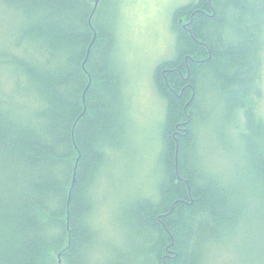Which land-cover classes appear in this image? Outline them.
I'll use <instances>...</instances> for the list:
<instances>
[{"label":"trees","instance_id":"obj_1","mask_svg":"<svg viewBox=\"0 0 264 264\" xmlns=\"http://www.w3.org/2000/svg\"><path fill=\"white\" fill-rule=\"evenodd\" d=\"M107 1L0 0V264H217L210 249L247 241L254 219L264 248V0L175 10L176 54L153 73L164 101L154 195L112 210L116 239L96 205L128 125ZM213 130L220 149L243 139L230 176L206 163Z\"/></svg>","mask_w":264,"mask_h":264},{"label":"rangeland","instance_id":"obj_2","mask_svg":"<svg viewBox=\"0 0 264 264\" xmlns=\"http://www.w3.org/2000/svg\"><path fill=\"white\" fill-rule=\"evenodd\" d=\"M193 1H107V10L111 12L108 13L112 17L115 32V59L123 73L125 120L128 124L125 135L123 130L120 140L110 150L98 182L104 185L103 189L107 191V197L96 203L98 211L101 207L99 217L103 225L100 228L103 231L106 229L113 231L109 235L114 239L117 238V226L112 210L115 214L116 207L131 194L154 195L152 193L155 191L159 171L158 164L155 166L154 164L162 143L160 130L164 122V101L157 91L153 73L161 61L173 58L176 54L177 36L173 29L175 10ZM8 31V19L0 14V42L6 38ZM260 88L261 94L260 99H256V108L261 110L264 116V52ZM256 96L257 93L254 97ZM219 101L214 111L220 107ZM212 104L213 102L207 99L206 107L210 109ZM213 134L214 130L211 133H203L204 141L208 140L211 145L206 147V163L219 177L222 178L221 173L230 176L235 171L232 165L235 157L242 152L243 139L239 137L242 149L237 147L230 150L225 146L220 149L215 141L213 143ZM225 145L228 146L227 142ZM116 195L124 198L118 200ZM96 220L99 223L98 214ZM251 223L252 230L245 239L247 241L235 243L238 242V238L235 241L233 238L228 239L227 244L222 247L211 248L208 256L217 255L222 260L216 262L217 264H239V260L244 257V262L248 258L250 264H264L262 256L264 248L257 245L261 239L260 235L259 237L256 235L261 233L258 230V221L254 219ZM243 252L245 255L241 257L240 253ZM208 264H213L212 258Z\"/></svg>","mask_w":264,"mask_h":264},{"label":"water","instance_id":"obj_3","mask_svg":"<svg viewBox=\"0 0 264 264\" xmlns=\"http://www.w3.org/2000/svg\"><path fill=\"white\" fill-rule=\"evenodd\" d=\"M98 1H99V0H94V9H95L96 5L98 4ZM95 36H96V35L94 34V38H95ZM73 181H75V179H73Z\"/></svg>","mask_w":264,"mask_h":264},{"label":"bare ground","instance_id":"obj_4","mask_svg":"<svg viewBox=\"0 0 264 264\" xmlns=\"http://www.w3.org/2000/svg\"><path fill=\"white\" fill-rule=\"evenodd\" d=\"M73 180V179H72ZM72 182H74V181H72Z\"/></svg>","mask_w":264,"mask_h":264}]
</instances>
